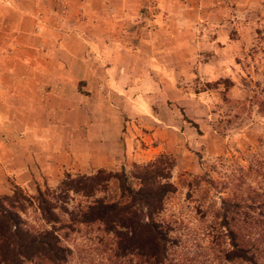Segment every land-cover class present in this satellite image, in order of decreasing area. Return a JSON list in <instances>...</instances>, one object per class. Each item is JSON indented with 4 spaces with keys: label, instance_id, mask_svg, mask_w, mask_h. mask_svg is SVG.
Here are the masks:
<instances>
[{
    "label": "rangeland",
    "instance_id": "374dc122",
    "mask_svg": "<svg viewBox=\"0 0 264 264\" xmlns=\"http://www.w3.org/2000/svg\"><path fill=\"white\" fill-rule=\"evenodd\" d=\"M105 2L109 8L98 7L97 21L83 28L94 43L90 66L97 67L88 76L95 106L108 89L115 90L110 96L124 110L119 144L128 143L127 156L120 154L110 164L94 158L89 168V150L107 158V139L91 146L75 142L79 160L63 152L50 178L35 173L22 188L32 196L37 187L55 189L66 174L99 168L123 167L130 174L133 163L166 155L174 161L175 190L157 219L170 225V235L179 241L177 254L191 256L198 244L207 245L222 199L264 194V0ZM127 108L133 110L128 115ZM51 133L53 154L56 147L70 146L59 142L71 132ZM99 162L103 165L95 168ZM7 181L0 196L18 185ZM109 186L95 197L115 196V183ZM88 200L71 193L67 206L74 209ZM26 217L43 225L33 208ZM60 234L72 250L67 264H111L114 237L99 223L74 224Z\"/></svg>",
    "mask_w": 264,
    "mask_h": 264
},
{
    "label": "crops",
    "instance_id": "0c3cea01",
    "mask_svg": "<svg viewBox=\"0 0 264 264\" xmlns=\"http://www.w3.org/2000/svg\"><path fill=\"white\" fill-rule=\"evenodd\" d=\"M105 1L0 0V192L8 178L21 187L35 173L50 178L63 152L79 160L75 142L91 146L107 139V158L89 150V168L94 158L110 164L120 154L127 156L128 143L119 144L124 110L110 96L115 90L108 89L95 106L88 76L97 67L90 66L94 43L83 28L97 21L98 7L109 8ZM51 132H71L59 142L70 146L56 147L53 154Z\"/></svg>",
    "mask_w": 264,
    "mask_h": 264
},
{
    "label": "trees",
    "instance_id": "16d2710c",
    "mask_svg": "<svg viewBox=\"0 0 264 264\" xmlns=\"http://www.w3.org/2000/svg\"><path fill=\"white\" fill-rule=\"evenodd\" d=\"M173 167L170 157L159 155L133 163L130 174L123 167L66 174L55 189L37 187L32 196L13 184L0 196V264H67L72 250L60 231L93 223L114 237L111 264H264V194L254 191L238 200L222 199L207 245L198 244L191 256L177 254L179 241L170 235V225L157 219L175 190ZM113 182L115 196L95 197ZM71 193L90 200L69 209ZM29 208L43 225L29 223Z\"/></svg>",
    "mask_w": 264,
    "mask_h": 264
}]
</instances>
